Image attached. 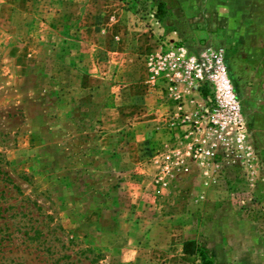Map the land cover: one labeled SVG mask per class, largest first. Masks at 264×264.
I'll return each mask as SVG.
<instances>
[{
  "label": "rangeland",
  "instance_id": "obj_1",
  "mask_svg": "<svg viewBox=\"0 0 264 264\" xmlns=\"http://www.w3.org/2000/svg\"><path fill=\"white\" fill-rule=\"evenodd\" d=\"M196 1L0 0V264H264V50L239 81ZM208 48L242 108L221 136Z\"/></svg>",
  "mask_w": 264,
  "mask_h": 264
},
{
  "label": "crops",
  "instance_id": "obj_2",
  "mask_svg": "<svg viewBox=\"0 0 264 264\" xmlns=\"http://www.w3.org/2000/svg\"><path fill=\"white\" fill-rule=\"evenodd\" d=\"M209 3V26L211 30L221 31L219 21L223 22V32L226 30L232 37L229 42L227 54L232 57L237 78L241 82L253 79L254 83L263 77L262 70L250 66V61L257 57V52L264 50V22L249 20L247 9L241 6L242 0H207ZM183 8L190 9L196 0H180ZM229 21H228V20ZM228 21V23H227ZM211 35L216 36L217 33ZM258 53V54H259ZM233 75V73H232Z\"/></svg>",
  "mask_w": 264,
  "mask_h": 264
},
{
  "label": "built area",
  "instance_id": "obj_3",
  "mask_svg": "<svg viewBox=\"0 0 264 264\" xmlns=\"http://www.w3.org/2000/svg\"><path fill=\"white\" fill-rule=\"evenodd\" d=\"M198 71L200 78L208 80L211 86L204 103L208 115L206 125L219 136L227 128L241 125L242 108L224 62L223 49L208 48L203 52Z\"/></svg>",
  "mask_w": 264,
  "mask_h": 264
},
{
  "label": "trees",
  "instance_id": "obj_4",
  "mask_svg": "<svg viewBox=\"0 0 264 264\" xmlns=\"http://www.w3.org/2000/svg\"><path fill=\"white\" fill-rule=\"evenodd\" d=\"M158 6L159 7L161 6L160 2L157 3V7ZM191 244H194V243L192 242ZM184 249L186 250V247H184ZM194 251L200 256L201 264H212L211 259L207 258V256H206L207 251L205 248L196 246Z\"/></svg>",
  "mask_w": 264,
  "mask_h": 264
}]
</instances>
